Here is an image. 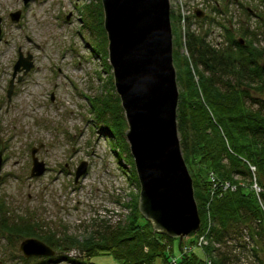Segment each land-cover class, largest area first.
Masks as SVG:
<instances>
[{
	"label": "rangeland",
	"instance_id": "rangeland-1",
	"mask_svg": "<svg viewBox=\"0 0 264 264\" xmlns=\"http://www.w3.org/2000/svg\"><path fill=\"white\" fill-rule=\"evenodd\" d=\"M172 1L173 6H177ZM216 1L217 10H213ZM98 2L101 6L100 0H30L24 6L22 0H0V18L6 40L0 45V68L4 66L10 71L17 59L19 45L23 55H32L34 63L24 93L14 99L15 108L6 112L4 103L0 111V140L9 144L10 154L16 155L12 162H19L18 168L23 174L21 181L6 182L3 191L6 197H13L11 200H15L16 206L19 205V212L15 214L31 216L39 234L61 236L68 233L82 239L101 221L112 226L118 221H126L135 204L138 205V199L132 203L137 195L139 198V187L133 179L130 180L131 166L126 162L125 153L117 154L116 142L113 145L111 136L107 138L105 135L106 130L95 125L89 101L90 97L116 95L114 86L112 88L113 78L110 82L111 69L104 66L102 56L94 54L91 48L96 47L97 36L88 29L87 23L98 25L102 18L103 24V11L99 17ZM17 11L21 12V19L14 24L9 15ZM200 11L206 20L198 24L206 22L209 26L214 23L222 27L224 41L227 39L223 28L233 25L235 39L244 42L238 31L248 28L257 36L255 44L264 46V0H207L206 7ZM177 12L174 15L181 31V13ZM181 35L179 51L188 56L182 31ZM106 62L108 64L107 59ZM260 96L264 97V94H255L257 98ZM39 144L43 147L37 151L36 157L44 162L46 170L39 177H30V148H38ZM82 162L87 163L86 172L75 182L76 170ZM247 163V166H253ZM208 215L211 214L205 210L204 219L200 218V229L205 223V227L208 226ZM1 241L0 264H42L45 261L44 258L28 262L11 260L20 256V241L12 247L8 245L10 249L5 245L7 241ZM165 242L161 240L163 245L166 244L167 263L157 258L154 264H171L172 259L178 264L185 255L194 252L203 256L202 250L197 249L182 255L183 248L192 245L190 241L185 240L181 248L177 240L171 244ZM235 243L230 239L226 242L225 248L231 258L229 264H264V248L258 254L260 261H257L249 253L242 254ZM67 256L86 264H120L112 253H100L88 259L80 249L73 248ZM55 264L73 263L62 261Z\"/></svg>",
	"mask_w": 264,
	"mask_h": 264
},
{
	"label": "trees",
	"instance_id": "trees-1",
	"mask_svg": "<svg viewBox=\"0 0 264 264\" xmlns=\"http://www.w3.org/2000/svg\"><path fill=\"white\" fill-rule=\"evenodd\" d=\"M215 5L213 10H217V1ZM98 6L99 17H102L100 2ZM170 21L174 37L173 65L179 89L176 121L180 148L191 174L200 218L204 219L205 210L211 214L207 231L209 245L202 250L203 256L194 252L185 255L178 264H200L206 256L211 264H229L231 258L225 248L229 239L236 242L242 254L249 253L260 261L258 254L264 248V97L257 98L255 94H264V46L255 44L257 36L248 28L238 31L244 38V45H240L228 27L224 28L228 47L216 50L206 43L203 35L195 34L188 26L184 42L188 56H185L179 51L182 35L178 18L172 12ZM99 22L98 25L87 23L88 29L97 36V45L91 48L94 54L102 56L104 66L110 70L102 18ZM89 101L95 125L106 130V137L114 140L112 144L116 142L117 154L125 153L126 162L131 166L130 180L133 179L138 188L133 160L124 140L127 126L118 96L90 97ZM247 162L256 169L263 209L251 189L252 174ZM210 175L217 185L214 190ZM238 178L247 183L237 181ZM225 183L235 190L223 191L221 185ZM137 199L138 195L132 203ZM134 207L126 221H118L114 226L101 221L82 239L68 233L39 234L35 231L37 224L28 216L20 217V222H13L12 226L6 222L5 227L19 240L36 237L49 245L57 255L47 259L57 263L86 264L67 256L73 248L80 249L88 259L100 253H112L120 264H154L157 258L165 263L166 244L161 240L170 244L177 240L180 248L185 240L192 242L194 236L172 239L155 232L136 204ZM205 226L206 223L201 231Z\"/></svg>",
	"mask_w": 264,
	"mask_h": 264
},
{
	"label": "water",
	"instance_id": "water-1",
	"mask_svg": "<svg viewBox=\"0 0 264 264\" xmlns=\"http://www.w3.org/2000/svg\"><path fill=\"white\" fill-rule=\"evenodd\" d=\"M29 1L23 0L25 4ZM100 1L107 61L139 184L138 211L155 232L172 239L187 238L200 230L201 220L177 130L179 96L169 0ZM19 15L16 12L11 17L17 21ZM195 16L201 19L204 13L196 10ZM31 61L30 55L20 57L15 73L21 67L25 73L30 71ZM42 147L31 150L33 177L45 172V164L36 157ZM86 169L87 163L82 162L75 182ZM19 249L26 258L55 255L52 248L36 238L23 240Z\"/></svg>",
	"mask_w": 264,
	"mask_h": 264
},
{
	"label": "flooded vegetation",
	"instance_id": "flooded-vegetation-1",
	"mask_svg": "<svg viewBox=\"0 0 264 264\" xmlns=\"http://www.w3.org/2000/svg\"><path fill=\"white\" fill-rule=\"evenodd\" d=\"M22 2H23V0H22ZM26 4L23 2L24 6ZM17 12L20 13L19 19L17 21H14L11 17V15H13L14 13H11L9 15L11 21L14 22V24H18L19 20L21 19V12L20 11H17ZM253 12L254 11H252V12L250 11V13H253ZM2 25H3L2 19L0 18V45H1V43H6V40H4ZM262 25H263V31H264V20L262 21ZM28 41H31V40L28 39ZM240 45H244V42L240 43ZM16 55H17V59L12 64L10 71H9V68H4V66H2V68H0V111H2V109L4 107V103L6 104V108H7L6 112L11 108H13V109L15 108L14 99L20 93H24V90H23L24 86L28 84L27 79L30 76V74L33 70V67H34L32 55L30 53H26V55H23L20 45L16 49ZM28 55H30L32 57L31 62H32L33 66L31 68V70L25 73V70L23 69V67H21L20 70L15 73V64L18 62L19 58L20 57L26 58ZM1 57L2 56L0 55V58ZM0 61H1V59H0ZM9 148L10 147H9L8 143L0 140V156H1V159H0L1 160V162H0V244L2 242L1 240H3V241H7L5 243V245L7 244L6 245L7 247H8V245H9V247H12V244L14 245L17 241H20L19 246H18V251L20 253V256H18V257H12L11 256L12 257L11 260L12 259H20V260H23L25 262H28L31 260L34 261L38 258H45V259L52 258V257H30V258L24 257L23 254L21 253L19 247H20L21 242L27 238L19 240V238H17V236H15L14 234H10V232L8 230H6V227H5L6 222L10 223L11 224L10 226H12L13 222H15V223L20 222L19 221L20 217L17 216V214H15L20 208H19L18 204L16 206L15 200H13V201L11 200V199H13V197H9L8 195H7V197L5 196V191H3V186H5L6 182H8L9 180H12L15 182L21 181L22 180L21 176L23 175L22 172L19 171L20 167L18 168L19 162H14V161L12 162L13 157L16 155L14 153H12V155H11L10 154L11 150ZM32 148H34V147L30 148V156H31ZM40 161L43 162L42 160H40ZM11 162H12V165H11ZM7 167H8V171L6 170ZM31 170H32V167L30 169L29 174H30V177H33L31 175ZM45 170H46V166H45ZM10 200L12 201V203L10 202ZM28 217H31V216H28ZM29 238H33V237H29ZM46 262L47 263H45V264L57 263V262H54L53 260H48V259Z\"/></svg>",
	"mask_w": 264,
	"mask_h": 264
},
{
	"label": "built area",
	"instance_id": "built-area-1",
	"mask_svg": "<svg viewBox=\"0 0 264 264\" xmlns=\"http://www.w3.org/2000/svg\"><path fill=\"white\" fill-rule=\"evenodd\" d=\"M206 1L207 0H174V2L177 4V6H173V1L169 0L170 3V10L171 12L174 14L179 13L177 12V10L180 11L181 13V18L179 17V21L182 27V34H183V40L185 39V32L187 27H190V30L192 32H194L195 34H201L204 36V39L206 41V43L208 45H210L212 48L216 49V50H222L226 47H228V41H224V39L221 38V32H222V27L211 23V25L209 26V24H206V22L201 25L198 24V22H200V20H198L195 17L194 11L196 9H204V7H206ZM205 21V20H204ZM224 30V28H223ZM249 170L253 176V184L251 186V189L254 193V195L256 196L257 201L259 202L260 207H262L263 209V205L261 203V199H260V194H261V188L257 185L256 182V178H255V167L252 165H248ZM210 179L213 182L212 184V189L214 190L216 188V183L214 182V179L212 178V175H210ZM222 190L226 191V190H231L234 191L235 187L231 186L229 183H225L223 185H221ZM264 211V209H263ZM207 224L208 226L206 227V229H204L203 231H199V233L194 237V240L192 242L191 246H186L183 248V253L182 255L184 256L185 254H188L189 252H193L195 249L197 250H203L205 248L208 247L209 243L207 240V231L209 230V227L211 226V220H210V216L208 215V220H207ZM206 230V231H205ZM204 261L203 264H211L210 259L208 258V256L204 257ZM176 261L175 259L171 260V264H175Z\"/></svg>",
	"mask_w": 264,
	"mask_h": 264
},
{
	"label": "clouds",
	"instance_id": "clouds-1",
	"mask_svg": "<svg viewBox=\"0 0 264 264\" xmlns=\"http://www.w3.org/2000/svg\"><path fill=\"white\" fill-rule=\"evenodd\" d=\"M196 11V10H195ZM195 11H194V13H195Z\"/></svg>",
	"mask_w": 264,
	"mask_h": 264
}]
</instances>
